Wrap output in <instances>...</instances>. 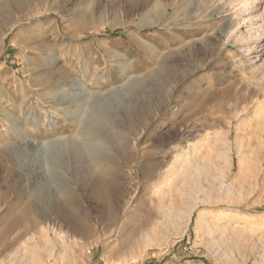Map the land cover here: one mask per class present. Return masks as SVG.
Segmentation results:
<instances>
[{
  "label": "rangeland",
  "instance_id": "1",
  "mask_svg": "<svg viewBox=\"0 0 264 264\" xmlns=\"http://www.w3.org/2000/svg\"><path fill=\"white\" fill-rule=\"evenodd\" d=\"M140 1L38 0L5 34L0 264H264V0ZM100 104L113 120L88 177L68 143Z\"/></svg>",
  "mask_w": 264,
  "mask_h": 264
},
{
  "label": "bare ground",
  "instance_id": "2",
  "mask_svg": "<svg viewBox=\"0 0 264 264\" xmlns=\"http://www.w3.org/2000/svg\"><path fill=\"white\" fill-rule=\"evenodd\" d=\"M37 1L38 0H0V47H1V42L3 41V38H4L5 34L15 24L18 23V19L19 18L17 19L15 17V16H18L16 14H23L25 12L24 16H27V14L33 9L34 3L37 2ZM75 1H76L75 4H77L79 6H80V3L84 4L85 6H87L88 4H91L92 2H94V3L96 2L97 3V2H100L101 0H97V1H94V0H75ZM242 1H243L244 5H247L248 2L251 1V0H242ZM138 4L139 5H138L137 9L143 10L145 8L151 7L152 1L151 0H142ZM153 7H155V6H153ZM157 7L159 9V6H157ZM163 10L165 12H167L168 5L165 6ZM21 20H22V18H21ZM231 25H233V23H229L227 25V29L226 30H229ZM227 32H230V31H227ZM136 85H138V84L132 83V85L128 87L129 90L136 88ZM124 88H126V87H124ZM76 89H78V87H74V90H76ZM126 91H128V89ZM56 98H58V96ZM78 98H79L78 96H63L62 98H58L57 100H58V102L60 101L61 104L62 103L69 104L70 101H72L74 103H75V100L79 101ZM124 99H126V98H124ZM72 102H71V104H72ZM55 103H56V101H55ZM108 106H109L108 104H106V105L105 104H100L98 106H95L94 110L89 115H87L85 117V119L83 120L81 132H80L81 133V141L78 140L79 142H77V143L76 142H69L68 143L70 148H73L74 150H76L78 152V153L76 152V156L78 154V157L82 160L84 174L86 176H88V177L90 176L91 171H90V169H89V167L87 165V156H90L92 159L96 160L97 162L98 161H102V159L105 158L102 145H104V140H106V138H109V134L106 133L107 132V126L109 124H111V120H113L111 118V116H110V113L108 112ZM132 112H133V110H132ZM134 117H136V114H135ZM28 145L30 146L31 144L28 143L27 145H24V146H28ZM67 148H69V147H67ZM74 150H73V152H74ZM106 160H107V158H106ZM108 160H109V158H108ZM54 162L56 163V160ZM53 165H55V164H53ZM50 169H52V168H50ZM177 170H178V168L176 167V162L174 161V162H172V164H170V167L168 168L167 173H176ZM187 172H188V169H187ZM52 173H53V171H52ZM111 174H112V171L110 169H106L105 168V170H102V172H100V174H97V176H93L92 175V184L91 185H92V187L94 189L97 190L96 200L105 209L107 207H109V208L111 207L112 197H113V195H116V193H117V191L119 189V185L115 182V180L113 178H109L111 176ZM41 177L44 179L43 176H41ZM50 177H51V175H50ZM191 180H192V178H191ZM61 184H62V182H61ZM63 186H64L63 188L59 189V194L62 195V196H64V194L65 193L67 194V192H68L66 184L63 185ZM43 196H44V194L42 193L41 204L43 206H46V205L47 206H54L56 208L57 212H59V213H63V212H65L66 210H68L70 208L69 202H68V200L65 197H63V199L62 198L59 199L54 205L53 202L49 198L46 199L45 196L44 197ZM172 204H173V202H172ZM218 204H219L218 202L212 203L207 208L203 209L201 211V213H200V219L202 221L206 222L210 217L214 216V214H217V213L221 212V207ZM236 215H237V213L233 212L230 215V219L228 220L227 225H225V226H227L229 228L231 226V224H233L232 221L235 220L234 216H236ZM261 219L264 221V215H262ZM14 221H17V218ZM213 228H215V226H213Z\"/></svg>",
  "mask_w": 264,
  "mask_h": 264
}]
</instances>
